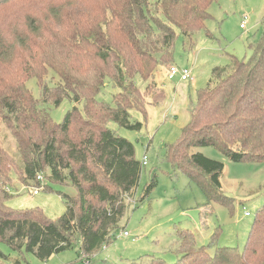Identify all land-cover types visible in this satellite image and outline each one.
<instances>
[{"label":"trees","instance_id":"1","mask_svg":"<svg viewBox=\"0 0 264 264\" xmlns=\"http://www.w3.org/2000/svg\"><path fill=\"white\" fill-rule=\"evenodd\" d=\"M214 2L0 0V245L47 260L79 242L81 256L89 261L113 242L130 200L136 201L144 166L134 145L108 124L134 128L130 111L146 116L148 105L165 98L156 86L141 91L135 78L149 81L159 67L174 64L178 33L192 44L193 35L205 30ZM251 47L248 60L230 55L227 66L213 68L191 104L189 125L165 149V159L209 203L230 209L233 200L221 184L224 164L192 151L213 147L235 163H264V20L263 39ZM50 74L56 81L52 87L45 81ZM30 79L38 81L41 99L28 89ZM107 84L118 90L113 105L98 101ZM66 98L83 110L73 107L63 123H56L49 108ZM1 125L14 138L19 159L2 146ZM39 176L76 189L73 197L63 195L67 210L56 220L40 208L7 204L14 177L37 187ZM155 177L140 202L157 186ZM179 236L175 264H264V205L243 251L221 246L211 254L197 246L189 230ZM0 264L21 262L0 248ZM150 264L166 262L153 257Z\"/></svg>","mask_w":264,"mask_h":264},{"label":"rangeland","instance_id":"2","mask_svg":"<svg viewBox=\"0 0 264 264\" xmlns=\"http://www.w3.org/2000/svg\"><path fill=\"white\" fill-rule=\"evenodd\" d=\"M209 13L211 18L206 21L205 30L193 35L192 44L178 33L174 46V64L181 69H191L195 82L179 78L168 81L166 74L172 63L159 67L149 81L137 76L134 82L141 91L159 86L164 89L165 98L159 104L148 105L146 116L137 110L130 111L134 128L113 121L108 124L113 132L134 145L138 161L143 163L146 157L148 163L143 167L136 189V201L135 198L130 200L113 242L89 261L81 256L79 242L47 260L32 253L20 256L1 244L5 254L20 260L21 264H150L153 257L175 264L182 242L179 233L183 230H189L197 246H206L211 254L221 246L244 250L255 215L264 205V163H235L213 147L192 151L224 164L221 184L224 194L233 200L230 209L209 203L201 189L165 159L166 146L175 144L189 125L191 104L196 101L197 91L207 86L213 68L227 66L230 55L248 60L253 55L251 46L263 39L264 0H216ZM245 16L248 17L246 28L241 29ZM51 77L52 74L45 81L52 87L56 81ZM27 87L36 99H41L42 91L36 79H30ZM116 93L118 90L107 84L99 93L98 101L113 105ZM73 107L83 110L81 103L66 98L59 107L49 108V112L53 120L61 124ZM1 138L2 146L19 159L17 144L4 125H1ZM154 176L157 186L140 202L146 185ZM43 183L45 190L34 195L33 190L38 186L26 187L14 177L7 188L11 196L8 206L21 210L40 208L51 219L62 217L67 210L63 195L73 197L76 189L71 184H53L48 178H44ZM124 232H128L129 237H124Z\"/></svg>","mask_w":264,"mask_h":264},{"label":"built area","instance_id":"3","mask_svg":"<svg viewBox=\"0 0 264 264\" xmlns=\"http://www.w3.org/2000/svg\"><path fill=\"white\" fill-rule=\"evenodd\" d=\"M247 21H248V17L245 16L244 17V21L240 25L241 29H245L246 28ZM177 78H179L180 81H190V82H193L195 80L191 69H188V68L181 69V68H179L176 65H172L168 69L167 79L168 80H174V79H177ZM147 164H148L147 163V158L144 157L142 165L143 166H146ZM38 181L40 182V186H38L37 188H35L33 190V194L34 195L39 194V192L41 190H44L45 189V187H44L45 185L43 183L44 182V177L43 176H39L38 177ZM246 216H250V214L249 213H246ZM123 236L124 237H129V233L128 232H124L123 233Z\"/></svg>","mask_w":264,"mask_h":264},{"label":"crops","instance_id":"4","mask_svg":"<svg viewBox=\"0 0 264 264\" xmlns=\"http://www.w3.org/2000/svg\"><path fill=\"white\" fill-rule=\"evenodd\" d=\"M174 65H176V64H174ZM166 79H167V74H166ZM174 80H176V79H174ZM174 80H171V81H174ZM169 81V80H168ZM194 82H195V80H194ZM159 89H163V88H160L159 86H157ZM164 90V89H163ZM176 91H177V89H176Z\"/></svg>","mask_w":264,"mask_h":264}]
</instances>
